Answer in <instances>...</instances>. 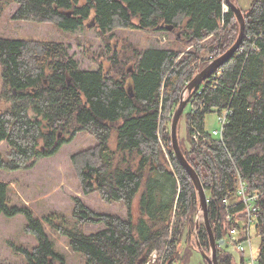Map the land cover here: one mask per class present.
Listing matches in <instances>:
<instances>
[{"label":"trees","instance_id":"trees-1","mask_svg":"<svg viewBox=\"0 0 264 264\" xmlns=\"http://www.w3.org/2000/svg\"><path fill=\"white\" fill-rule=\"evenodd\" d=\"M10 2L17 4L13 19L51 22L62 31H75L87 21L103 34L114 28L162 31L169 25L170 32L179 31V38L194 44L185 52L132 47L128 56L125 49L131 45L124 42L106 69L99 65L84 70L66 57L61 41L0 37V102L8 104L0 109V142L10 147L6 157H0V168L31 167L87 132L95 143L70 155L81 192L96 193L102 202L126 209L125 217L100 212L74 196L72 214L78 227L104 223L102 229L85 234L54 222L52 215L42 221L28 206L8 204L9 185L0 180V214H23L24 232L36 239L30 249L8 242L10 249L24 255L23 264H66L46 235V222L67 237L69 248L84 256L86 264H174L180 258L176 246L182 229L195 226L199 203L191 178L171 152L167 125L184 85L206 66L203 55L216 58L235 42L239 23L234 13L224 11L223 0ZM240 9L243 40L189 98L182 140L189 146L178 139V127L176 138L204 186L216 241L242 226L245 205L239 181L246 194L258 193L252 226L260 237L255 264H264V0H252L247 10ZM127 61L131 71L124 67ZM224 108L231 113L222 138H211L205 116ZM194 133L200 135L197 140L191 138ZM204 228L199 224L196 239L208 252ZM224 247L217 246L218 263L234 264ZM239 253L238 264H245L244 252Z\"/></svg>","mask_w":264,"mask_h":264},{"label":"rangeland","instance_id":"rangeland-1","mask_svg":"<svg viewBox=\"0 0 264 264\" xmlns=\"http://www.w3.org/2000/svg\"><path fill=\"white\" fill-rule=\"evenodd\" d=\"M10 1L0 0V37L61 41L66 48V57L74 59L79 69L96 70L99 68V65L106 69L109 64V57L115 50L122 48L124 42L131 45L125 49L128 56H131L130 49L132 47L142 50L149 47H172L183 49V52H185L191 50L192 46H194V44L186 41L183 37L179 38V31H155L152 29L142 31V29L137 28H114L103 34L93 27V25H88V21L75 31H62L51 22L41 23L13 19L12 13H14L17 4ZM232 1L244 10H247L249 4L252 2V0H239L238 3L236 2L237 0ZM224 5L223 7L226 8ZM177 32L179 40L175 37ZM123 55L125 53H121L118 57L122 59ZM209 56L210 53L208 52L203 55L206 59ZM131 65L132 63L127 61L124 67L129 66L131 68ZM7 105V103L1 101L0 109L7 108ZM189 110L190 104L188 102L178 121V125H176L178 127V139L181 141L183 138H186L185 116ZM218 123L216 111L211 110V112L206 114L204 125L209 133L214 129H220V124ZM169 125L167 126L170 127ZM218 136L219 134L212 137L217 139ZM94 141V137L87 132L80 133L69 143H64L54 155L36 159L31 167L18 170H4L0 168V180L6 181L7 185H9L8 204L16 206L26 205L32 210L34 216L42 221L43 217L52 215L55 220L54 222L62 223L69 228L84 232L85 234L102 229L104 223L78 227L72 214V198L74 196H78L89 207L100 212L118 213L122 217H125L126 209L124 206L116 202H102L96 193L83 195L78 182H76L77 178L70 163V155L79 149L93 145ZM7 144L6 141L0 142L1 159L5 158L9 152L10 147ZM182 144L189 146L186 141H182ZM200 215L201 213L198 209L196 215H194L195 226L192 228L190 225L188 231L186 228L182 229L183 233L176 246L180 258L175 260L174 264H203L202 255H200L201 253L198 250L196 242L197 228L199 227L196 224L202 223V216ZM25 222L26 218L23 214H16L14 216L0 214V262L23 264L25 261L24 255L11 250L8 242L20 247H26L27 249L34 247L36 244L35 237L24 232ZM43 223L46 235L53 242V248L65 257L64 261H66V264H86L84 256L73 252L69 248L66 236L59 235L49 224ZM250 235L253 253L257 254L256 251H258L260 237L256 234L253 227ZM243 244L246 245L245 242ZM226 245L224 248H227L229 254L233 255L234 264H238L241 254L230 243H226ZM206 253L210 254V250ZM152 254V258H154L156 252ZM246 261L247 255L245 254V264Z\"/></svg>","mask_w":264,"mask_h":264},{"label":"water","instance_id":"water-1","mask_svg":"<svg viewBox=\"0 0 264 264\" xmlns=\"http://www.w3.org/2000/svg\"><path fill=\"white\" fill-rule=\"evenodd\" d=\"M224 6L226 7L225 11L228 9H231L232 12L235 15V19H237L239 23V33L238 36L233 44L230 45V47L222 53V55L213 58V60L207 64L205 67H203L200 71L196 72V74L191 78L189 82L184 85V89L180 93V98L178 99L179 102L172 111V117L170 122V140H171V147L174 157L178 160L180 165L186 170L188 173V177L191 178L193 185L195 187V190L197 192L198 196V202L199 203V212L201 213L200 216H202V224L204 225V229H206L208 239H209V250L210 254H207L203 249L201 248V245L197 242V247L199 252L201 253L202 257L207 261L208 264H219L217 259V242L214 234L213 229L211 226L210 218H209V210H208V197L206 195L205 190L203 189L204 186L200 180V177H198V173L196 170L192 167L191 164L187 161L186 157L184 156V153L182 152L177 137V126L178 121L180 117L182 116V112L184 111L185 106L189 102V98L191 97L192 93L196 91L199 87V84L202 83L206 78H208L213 71L218 69L226 60L228 57H230L235 50L239 47V44H241L244 34H245V19L243 16V13L240 9V7L236 6V4L232 0H223ZM69 14V13H68ZM167 30H172V26H167ZM178 32L176 33V35ZM178 37V35H177ZM132 68H129L128 70L131 71ZM127 89L130 91L131 89ZM132 95V93H131ZM186 95V96H185ZM198 226V223L196 224Z\"/></svg>","mask_w":264,"mask_h":264},{"label":"built area","instance_id":"built-area-1","mask_svg":"<svg viewBox=\"0 0 264 264\" xmlns=\"http://www.w3.org/2000/svg\"><path fill=\"white\" fill-rule=\"evenodd\" d=\"M226 8H224L225 11ZM206 60V65L209 64L212 60L213 57L210 55L209 57H207ZM201 69H199L198 71H200ZM196 71V72H198ZM199 88V87H198ZM231 112L228 111V109H224L222 110V112L220 114H218V124H220V129H214L213 131H211L209 134L212 136H216L219 134L218 138H222V130L223 127L225 125V122H227V117ZM199 133H194L192 135L191 138H193L194 140H197V137H199ZM238 193L240 195V202H243L245 207H244V214H245V218L242 219V226L238 227V228H232L230 229L226 235L221 238L220 240L216 241L218 243V245L220 246H225L226 243L229 244L234 247L236 250L238 251H242L244 252V254L247 255V261L246 264H255V256L256 254L253 253V249H252V244H251V229L252 226L254 224V212L257 209V206L254 203V199L257 198L258 193H253V194H246V188H245V184L243 181H239V185H238ZM229 216V215H227ZM226 242V243H225ZM243 242L246 243V245L243 244ZM228 246V245H226Z\"/></svg>","mask_w":264,"mask_h":264},{"label":"crops","instance_id":"crops-1","mask_svg":"<svg viewBox=\"0 0 264 264\" xmlns=\"http://www.w3.org/2000/svg\"><path fill=\"white\" fill-rule=\"evenodd\" d=\"M239 2V0H237V3ZM216 242V241H215ZM156 255V254H155ZM155 259V257L154 258H152V260H154Z\"/></svg>","mask_w":264,"mask_h":264},{"label":"bare ground","instance_id":"bare-ground-1","mask_svg":"<svg viewBox=\"0 0 264 264\" xmlns=\"http://www.w3.org/2000/svg\"><path fill=\"white\" fill-rule=\"evenodd\" d=\"M225 109V108H224ZM204 134V133H203ZM209 135V134H208ZM203 140V139H202ZM199 225V224H198Z\"/></svg>","mask_w":264,"mask_h":264}]
</instances>
